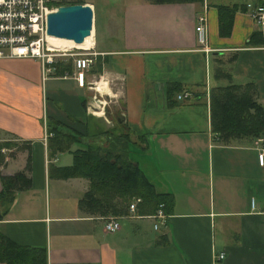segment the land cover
<instances>
[{
	"label": "crops",
	"instance_id": "1",
	"mask_svg": "<svg viewBox=\"0 0 264 264\" xmlns=\"http://www.w3.org/2000/svg\"><path fill=\"white\" fill-rule=\"evenodd\" d=\"M249 3L264 6L127 4L121 47L98 48L93 22L94 62L83 86L73 69L57 75L39 59H0V142L10 143L1 148L0 192L3 176L27 179L0 201V234L44 250L45 264H264V166L255 151L264 134L219 135L211 121L217 87L246 89L259 104L264 98V30ZM200 14L203 44L195 31ZM99 84L119 103L115 120L133 138L131 160L157 193L171 195L158 229L156 211L140 214V201L130 212L140 198L128 205L118 195L89 199L87 178L64 175L72 152L103 144L105 135H96L112 127L105 102L99 112L87 107ZM184 92L191 95L178 99ZM68 134L75 136L69 146ZM112 206L124 214L105 213ZM109 215L122 217L114 232L103 228Z\"/></svg>",
	"mask_w": 264,
	"mask_h": 264
},
{
	"label": "trees",
	"instance_id": "2",
	"mask_svg": "<svg viewBox=\"0 0 264 264\" xmlns=\"http://www.w3.org/2000/svg\"><path fill=\"white\" fill-rule=\"evenodd\" d=\"M152 3H185L199 0H149ZM83 0H75L71 4H84ZM56 74L72 73V62L57 61L54 64ZM100 69V67H99ZM235 85L217 87L212 96L211 121L212 130L220 134L250 133L260 137L264 134V106L257 103L248 90H239ZM59 133V134H58ZM55 134V132H54ZM56 135H62L56 132ZM109 136L103 131L97 134ZM68 146L75 136L66 135ZM128 135H114L107 146L89 143L85 150L72 152L73 163L64 167L65 177L82 176L89 180L90 189L87 198L94 199L97 195H118L127 197V205L133 198H140L137 210L140 214L154 213L160 204L167 214L171 207V195L157 193L153 185L143 175L137 165L126 162L121 157L119 146L122 140H128ZM125 138V139H124ZM127 143V142H126ZM8 142H0V162L3 160L1 148L9 146ZM68 148V147H67ZM2 190L0 201L7 200L11 190L27 184V179L16 173L1 177ZM105 213L122 215L124 211L112 206ZM1 217V216H0ZM44 250L36 251L19 246L0 234V261L6 264H45Z\"/></svg>",
	"mask_w": 264,
	"mask_h": 264
},
{
	"label": "built area",
	"instance_id": "3",
	"mask_svg": "<svg viewBox=\"0 0 264 264\" xmlns=\"http://www.w3.org/2000/svg\"><path fill=\"white\" fill-rule=\"evenodd\" d=\"M75 0H0V59H39L43 64L50 65L45 71H54V64L60 57H71L72 66L77 71L75 78L80 86L84 85L85 73L94 62V53L90 49H81L84 52H72L70 48L64 51L51 49L48 46L46 34L47 15L55 12L59 6L71 4ZM88 4V3H84ZM90 5V4H89ZM91 6V5H90ZM250 8V16L264 30V6L252 8V4H246ZM206 16H197L195 31L200 44L206 40ZM77 49V48H76ZM191 94L184 92L177 98L188 97ZM264 106V98L261 100ZM257 163L264 166V136L255 142ZM140 199L130 203V212H135L136 204ZM253 205V199H251ZM163 204H160L153 217L160 219L154 224L158 229L164 222L165 214ZM129 217V216H123ZM121 216H106L103 228L106 232H114L120 228ZM224 257L223 253L217 255V260Z\"/></svg>",
	"mask_w": 264,
	"mask_h": 264
},
{
	"label": "rangeland",
	"instance_id": "4",
	"mask_svg": "<svg viewBox=\"0 0 264 264\" xmlns=\"http://www.w3.org/2000/svg\"><path fill=\"white\" fill-rule=\"evenodd\" d=\"M83 1L87 2L88 4L94 3L93 5H95L94 10L96 11V15L94 14V26L97 27L96 39L98 42V48L103 46L104 44H108L115 47H121L123 44L122 39L124 36L123 26H122L124 20L123 17L124 9H127L126 8L127 4L138 3L139 0H83ZM72 52H84V51L75 48L72 49ZM60 61L70 62L72 61V59L71 57L68 56L60 57ZM73 70L75 72L77 71L74 68ZM101 85L100 84L99 86L96 85V88L98 87L97 90L101 91V94L99 93L96 94H98L99 96L98 99L103 100L105 102L109 110L108 113H110L112 117V121H111L112 127L107 128L110 135L109 136L105 135L104 142L103 144H101L102 146H107L109 144L110 139L113 138L114 135L123 134L124 136L126 135L129 136V134L124 133L123 127H120V125H118V123L115 120V108L119 106L118 101H115L116 98L108 97L106 96V93H102L103 90H105V88L102 89ZM121 142L122 144L119 146V152H121V154L123 155L122 157L123 160L134 164L133 160H131V156L133 155L136 158L137 154L133 153L131 156L129 154L132 152V148L131 146H129V144L133 142V138L129 137L128 140H122ZM129 147L131 149H129Z\"/></svg>",
	"mask_w": 264,
	"mask_h": 264
},
{
	"label": "water",
	"instance_id": "5",
	"mask_svg": "<svg viewBox=\"0 0 264 264\" xmlns=\"http://www.w3.org/2000/svg\"><path fill=\"white\" fill-rule=\"evenodd\" d=\"M93 22L94 12L89 4L59 6L55 12L47 15L46 34L82 43L84 33L93 29ZM103 104V100L93 98L87 107L92 112H99Z\"/></svg>",
	"mask_w": 264,
	"mask_h": 264
},
{
	"label": "bare ground",
	"instance_id": "6",
	"mask_svg": "<svg viewBox=\"0 0 264 264\" xmlns=\"http://www.w3.org/2000/svg\"><path fill=\"white\" fill-rule=\"evenodd\" d=\"M93 29L84 33V41L82 43H75L72 40L58 38L54 36H47L48 46L51 49L64 51L70 48L77 49H91L93 47ZM90 44V45H89Z\"/></svg>",
	"mask_w": 264,
	"mask_h": 264
}]
</instances>
